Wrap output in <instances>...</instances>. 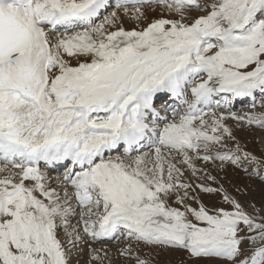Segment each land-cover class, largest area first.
Instances as JSON below:
<instances>
[{
  "label": "snow or ice",
  "instance_id": "1",
  "mask_svg": "<svg viewBox=\"0 0 264 264\" xmlns=\"http://www.w3.org/2000/svg\"><path fill=\"white\" fill-rule=\"evenodd\" d=\"M229 119L264 130V0H0V264H264V204L208 183L264 182Z\"/></svg>",
  "mask_w": 264,
  "mask_h": 264
},
{
  "label": "rangeland",
  "instance_id": "2",
  "mask_svg": "<svg viewBox=\"0 0 264 264\" xmlns=\"http://www.w3.org/2000/svg\"><path fill=\"white\" fill-rule=\"evenodd\" d=\"M124 26L126 28H131L134 25L133 22L126 21ZM235 110L242 114L249 111L250 109L247 106L243 108H237ZM218 111H223V109H219ZM228 124L233 126L237 138L239 139L241 145L246 147L247 151H250L257 156L264 152V130L258 128L249 129L247 127L237 128L235 126L236 122L231 119L228 120ZM211 170L212 174L217 177V181L215 183L209 181L208 183L210 186H222L223 189L227 190V192L232 197L239 200L247 212H253V208L251 207L253 204L257 209L261 208V205L264 204V182H262L259 177H250L245 172L232 166H226L223 171L216 169L213 166ZM199 199L206 207L210 209H232V205L223 201V192L211 195L201 193ZM189 203L192 204V207H198L196 202L189 201ZM174 206L181 207L180 205ZM261 214L264 215V211H262ZM95 244H93L92 247H95L97 250H99L101 256H103L105 250L108 252L109 257L113 258V264H132L131 261L125 262L122 257L117 256V248L123 246L122 244ZM145 252H147V250H145ZM155 260L156 264H168L169 261H171L172 264H179L181 261H183V264H191V261L188 260L186 253L169 254L161 252L159 256L155 257ZM79 264H100V262L90 261L89 249L85 248L84 252L79 257ZM104 264H108L107 259L104 260Z\"/></svg>",
  "mask_w": 264,
  "mask_h": 264
},
{
  "label": "bare ground",
  "instance_id": "3",
  "mask_svg": "<svg viewBox=\"0 0 264 264\" xmlns=\"http://www.w3.org/2000/svg\"><path fill=\"white\" fill-rule=\"evenodd\" d=\"M99 243V242H98ZM113 244V243H112ZM96 245V244H95ZM95 248V247H94ZM87 249V248H86ZM101 249V248H100ZM87 254H88V252H87ZM82 257V256H81ZM83 259V258H82Z\"/></svg>",
  "mask_w": 264,
  "mask_h": 264
}]
</instances>
